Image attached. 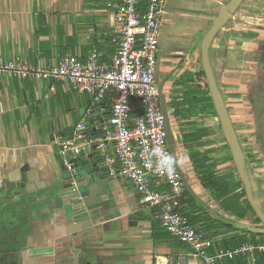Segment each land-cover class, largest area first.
Wrapping results in <instances>:
<instances>
[{
  "label": "crops",
  "instance_id": "obj_1",
  "mask_svg": "<svg viewBox=\"0 0 264 264\" xmlns=\"http://www.w3.org/2000/svg\"><path fill=\"white\" fill-rule=\"evenodd\" d=\"M227 1H166L156 78L158 90L165 99L168 142L193 191L223 215L249 223L245 221L247 211L241 213L234 205L230 208L210 197L211 202L205 199L206 191L194 173L192 162L205 157L213 159L219 172L234 182L237 180L229 149L226 150L222 143L218 144L222 152L212 149L218 145L211 142L213 137L208 122H203L199 116L213 109L200 103L205 93L195 91L199 83L196 75L202 69V36L219 7ZM118 2L0 0V59L42 65L53 64L60 56L69 54L84 60L93 46L109 59L114 53L110 37L115 26L114 5ZM210 63L240 140V131L247 121L250 122L253 113H257L264 90V0H243L213 39ZM89 102L87 94L75 91L62 80L0 75V207L3 208L0 221L7 226L0 233L8 234L9 231L21 236L15 247H24L29 257L38 250L44 251L47 264L53 261L54 264H204L177 237L169 232H154L156 209L141 202L129 181L109 175L106 159L114 156L109 141L104 152L96 148L85 152H96V157H101L98 164H103L108 174L104 186L109 189L106 204L110 212L118 216L114 218L111 214L106 218L109 223L106 231L102 226L104 220L98 219L92 228L82 230L80 220L66 218L62 201L68 196L57 200L55 206L39 201L44 189L59 176L65 162L72 157L71 154L68 158L61 156L60 143L80 144L84 138L99 134L102 123L108 120L110 102L96 109H90ZM82 117L87 125L85 133L78 129ZM94 129L98 133L90 134ZM198 131H205L206 135L195 140L187 138L191 132ZM258 143L256 138L255 146ZM259 159L264 164L261 154ZM25 167L40 189L29 194V201L26 198L18 200L20 197L16 201L2 180L6 176L11 180L20 178V170ZM235 189L238 188L235 186ZM20 210L17 221H21V225L17 221L13 223L14 213ZM180 210L192 216L197 206L181 201ZM8 211H11L9 217ZM199 216L205 218L202 212ZM206 222L205 225L210 223ZM195 224L201 225L200 222ZM222 231L224 229L216 225L211 232H216L220 238L212 239L211 233L209 237L215 247L233 249L217 245L220 240L237 235ZM77 246L81 249H76ZM221 264H264V255L257 261L250 256H235Z\"/></svg>",
  "mask_w": 264,
  "mask_h": 264
},
{
  "label": "built area",
  "instance_id": "obj_2",
  "mask_svg": "<svg viewBox=\"0 0 264 264\" xmlns=\"http://www.w3.org/2000/svg\"><path fill=\"white\" fill-rule=\"evenodd\" d=\"M166 1L119 0L114 5L115 26L110 37L114 53L109 59L97 46L84 60L69 54L42 65L0 59V75L65 81L90 97V109L110 102V116L99 134L84 138L80 144L60 143L61 156L72 155L65 162L66 168L71 170L70 160L94 147L104 152L109 141L114 150V156L106 159L109 175L129 181L141 202L156 209L161 226L186 243L204 264H221L235 256H250L257 261L264 255V242L210 251L213 240L179 211L186 188L172 157L156 78ZM78 129L87 131L85 117L80 119ZM254 152L259 158L257 146Z\"/></svg>",
  "mask_w": 264,
  "mask_h": 264
},
{
  "label": "water",
  "instance_id": "obj_3",
  "mask_svg": "<svg viewBox=\"0 0 264 264\" xmlns=\"http://www.w3.org/2000/svg\"><path fill=\"white\" fill-rule=\"evenodd\" d=\"M242 2L243 0H228L225 4L219 7L216 16L212 19L210 26L205 31L201 39V67L205 75L209 96L211 98L216 117L219 121L221 132L230 151L234 168L244 188L245 197L253 212L260 220V224L245 223L229 218L218 212L205 200L200 198L193 191L182 170L179 168L171 143L170 149L176 167L181 173L186 191L207 213H209V215L223 223L231 225L234 228L246 232L264 234V210L261 208L254 194V182L249 172L247 156L239 140L210 63V47L213 39L225 23L237 11ZM159 97L161 110L165 116V128L169 135L165 99L161 95L160 89ZM256 114V131L257 139L259 141L257 148L261 157L264 159V90L262 92V98L259 101ZM93 149H95V147ZM95 153L96 152H93V154L82 153L76 158L71 159L70 162L72 163V169H67L66 166H64L59 176L54 179L49 187L44 189V192L40 195L39 201L43 203H51L55 206V202H59L57 200H61L62 197L68 196V199L62 201L64 215L66 218L68 217L77 221L80 220L79 222L82 223V226H80L82 230L92 228L98 219L104 220L102 222V226L104 228L103 230L106 231V225L109 224L108 221H106V218L111 214H113L114 218L118 215L116 213H111L107 207L108 205L106 203L109 200V189H104V186L108 174L106 167L103 164H98L101 161V157H96ZM90 162L92 163L90 164ZM24 171H26V174ZM2 184L5 186L6 190L11 191V193L15 195L16 201L17 197H20L18 200L26 198L27 201H29L31 198V195L29 194L37 189H40L36 183V179L30 176L29 169L27 167L20 170V178L16 177L11 180L8 176H6L2 180ZM76 249H81V246H77ZM43 252L44 251L42 250H38L37 253Z\"/></svg>",
  "mask_w": 264,
  "mask_h": 264
},
{
  "label": "trees",
  "instance_id": "obj_4",
  "mask_svg": "<svg viewBox=\"0 0 264 264\" xmlns=\"http://www.w3.org/2000/svg\"><path fill=\"white\" fill-rule=\"evenodd\" d=\"M196 76L198 78L199 83L196 85L195 91H203L205 93V94L203 93L204 96H202L199 99L200 103H203L206 107H210L214 110L212 102H211V98L209 96V92H208V88H207V82H206L203 70L201 69ZM207 102H209V103L207 104ZM94 130L95 131L94 132L91 131L90 134L95 135L98 133L97 129H94ZM205 135H206L205 131H198L196 133L191 132L190 135L187 136V138L195 140L196 138L203 137ZM193 166H194V173L196 174L197 178L200 180V184H201L202 188L206 191V193L210 194L211 199L217 200L218 202H220V204L225 203L224 205H226V206L228 205L229 207L230 206L232 207L234 205V207L237 210H239L238 208L241 207V205L238 204L237 203L238 201L235 199V196H237L236 191H235L236 190L235 186L237 187V183L241 184L240 179H239V182L230 183V186H229L228 181L230 180V178H228L226 174L219 172L216 169V164L214 162L210 161V159L207 157H205L201 160H198V159L193 160ZM234 172H235L237 178H239L235 169H234ZM241 188H242V193L244 195L243 203L246 204L245 210H243L241 213H244L247 208H250L251 211L253 212L251 206L249 205V203L245 197V192H244L243 186ZM233 192L235 193V195L233 194ZM181 201H184V202L189 201V202H193L196 204L197 210L192 211V213H193L192 216L188 212H185V211L182 212L180 210V208H179V211L181 214L186 215L191 220V222H193L194 224L200 222V224H201L200 226H197V224H195L197 230L208 234V237L210 236L209 233H211L212 239L214 238L216 240V239L220 238V237H218L219 235L216 232H214V233L211 232L212 228L216 227V225L218 228L224 229V231H222L223 234L224 233L226 234L229 231L232 232V234H237L234 237H231L229 240H220V242H217V245H220L224 248H235V247L239 246L240 244H246L249 242H251V243H263L264 242V234L246 232V231L234 228L231 225L223 223V222L217 220L216 218L212 217L211 215H209V213H207L202 208L201 205H199L190 196V194L187 191L184 192V194L181 198ZM200 212L205 214V218H200V216H199ZM253 214H255V213L253 212ZM205 221L210 222V223L206 222L207 225H205ZM160 225L161 224H160L158 219L154 221V223H153L154 232L156 231V232L161 233L163 231V232H165V234H168V231L164 230ZM218 248L219 247H217V246L215 247V244H214V247L212 248V250L213 249L215 250ZM12 260H13V258H11V257H5L4 258L5 263L11 262Z\"/></svg>",
  "mask_w": 264,
  "mask_h": 264
},
{
  "label": "rangeland",
  "instance_id": "obj_5",
  "mask_svg": "<svg viewBox=\"0 0 264 264\" xmlns=\"http://www.w3.org/2000/svg\"><path fill=\"white\" fill-rule=\"evenodd\" d=\"M256 115H257L256 113H253L250 122L248 123V121H247V124H245L244 129L240 131V140H241L242 146H244V151H245L246 155L248 156L247 161H248V166H249V172H250V174L253 178V182H254L253 186H254L255 197H256L258 203L260 204L261 208L264 210V164L257 157V154H255V152H254V147H255L254 143H255L256 138H257L256 132H255V130L257 128V119H256L257 116ZM199 118L203 122H208L207 125L210 128V133H211L210 135H212V137H213L211 142H214L215 145L222 143V145L225 149L228 148L226 142L224 143L225 139H224V136L221 132L219 121L216 117L215 111L207 109L205 112L201 113ZM221 148H222V146L218 145L216 147H213L212 149H215L219 153V152H222ZM218 153H216V154H218ZM211 160H213V159H210V161ZM179 163H181V162L179 161ZM235 178L237 179V180H235V183L239 182V178H237L236 176H235ZM229 181H228V184L230 186V183H233L234 181L233 180H229ZM241 187H242V184L237 183L238 189L236 191L237 196H235V199L238 201L237 203L241 205V207L238 208L239 209L238 211H240V212L245 210V206H246V204L243 203L244 195L242 193ZM200 192H202V191H200ZM204 194L206 195L205 199L209 201L210 200L208 198V197H210L209 194L208 193L207 194L204 193ZM233 194L235 195L234 192H233ZM209 202H211V200ZM0 209H3L2 206L0 207ZM246 211H247V215L245 217V221H247L249 223L257 224V225L260 224V220L255 216V214H253V212L251 211L250 208H247ZM9 213H11V211L10 212L8 211L6 213L8 215V217H9ZM2 224H3V222L0 221V229L1 230H3ZM6 227H4V228H6ZM3 236H6V234ZM0 237H1V235H0ZM2 243L6 244V249H9V250L11 249V243L8 240H2ZM1 250L2 249H0V253L3 254L4 252H2Z\"/></svg>",
  "mask_w": 264,
  "mask_h": 264
},
{
  "label": "flooded vegetation",
  "instance_id": "obj_6",
  "mask_svg": "<svg viewBox=\"0 0 264 264\" xmlns=\"http://www.w3.org/2000/svg\"><path fill=\"white\" fill-rule=\"evenodd\" d=\"M20 212H15L14 213V218H13V223L17 221L18 216L20 217ZM20 225L22 224L21 221H17ZM4 228V225H3ZM1 230V229H0ZM6 236H3L5 235ZM0 249L1 251L4 252L3 254L0 253V264H6L4 263V258L5 257H11L13 260L11 262H8L7 264H47L46 262V255L44 253H32L31 257H29L30 253L27 252L26 249H23L24 247L20 246L15 247V245L18 246V241H21V236L14 234L13 232H9L8 234L5 232L0 233ZM2 240H8L11 243V249H6V244L2 243ZM23 249V250H22ZM54 264V261H53Z\"/></svg>",
  "mask_w": 264,
  "mask_h": 264
}]
</instances>
